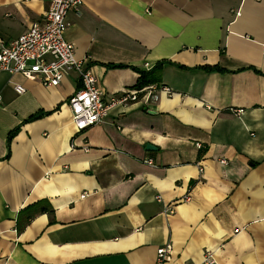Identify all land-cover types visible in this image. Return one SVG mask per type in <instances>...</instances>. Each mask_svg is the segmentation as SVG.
Masks as SVG:
<instances>
[{"label":"crops","instance_id":"1","mask_svg":"<svg viewBox=\"0 0 264 264\" xmlns=\"http://www.w3.org/2000/svg\"><path fill=\"white\" fill-rule=\"evenodd\" d=\"M49 5L0 0V42ZM67 21L104 100L141 73L172 95L78 133L76 73L0 72V264H158L165 245L164 264H264V0H84Z\"/></svg>","mask_w":264,"mask_h":264},{"label":"built area","instance_id":"2","mask_svg":"<svg viewBox=\"0 0 264 264\" xmlns=\"http://www.w3.org/2000/svg\"><path fill=\"white\" fill-rule=\"evenodd\" d=\"M84 0H50V5L41 22L33 23L30 28L9 43L0 42V72L11 75L20 74L25 79H38L43 86L56 87L69 72L76 73L79 87L68 98L67 106L71 121L76 132L100 123L108 112L115 107L140 103L144 107L158 101V92L172 95L170 88L164 85L135 86L118 95L104 100L103 91L98 86L96 77L83 61L78 60L74 46L64 39L68 28L67 15L78 12ZM14 91L22 94L24 89L14 85ZM1 104V97H0ZM197 147H201L197 144ZM221 163H225L221 160ZM151 165L152 161L147 160ZM159 201V197L156 198ZM189 196L183 201L188 202ZM173 213L171 208H165L164 213ZM171 246L165 245L156 252L158 264L170 260ZM203 264H215L210 252H206Z\"/></svg>","mask_w":264,"mask_h":264},{"label":"trees","instance_id":"3","mask_svg":"<svg viewBox=\"0 0 264 264\" xmlns=\"http://www.w3.org/2000/svg\"><path fill=\"white\" fill-rule=\"evenodd\" d=\"M156 81H157V79L155 77L151 76L150 73H141L139 81L137 83V86L143 87V86H146L148 84L155 83Z\"/></svg>","mask_w":264,"mask_h":264},{"label":"water","instance_id":"4","mask_svg":"<svg viewBox=\"0 0 264 264\" xmlns=\"http://www.w3.org/2000/svg\"><path fill=\"white\" fill-rule=\"evenodd\" d=\"M146 148H147V149H152V147H150V146H147Z\"/></svg>","mask_w":264,"mask_h":264}]
</instances>
